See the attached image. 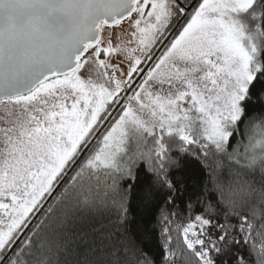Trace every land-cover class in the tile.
<instances>
[{
  "label": "snow or ice",
  "instance_id": "snow-or-ice-1",
  "mask_svg": "<svg viewBox=\"0 0 264 264\" xmlns=\"http://www.w3.org/2000/svg\"><path fill=\"white\" fill-rule=\"evenodd\" d=\"M0 106V264H264V0H0Z\"/></svg>",
  "mask_w": 264,
  "mask_h": 264
},
{
  "label": "trees",
  "instance_id": "trees-1",
  "mask_svg": "<svg viewBox=\"0 0 264 264\" xmlns=\"http://www.w3.org/2000/svg\"><path fill=\"white\" fill-rule=\"evenodd\" d=\"M154 49H153V51H154ZM146 61L147 60H145V62ZM145 62H144V64H145ZM143 65H142V67H143ZM136 75H137V73H135L133 75V79L135 78ZM94 150H95V147L93 148V151ZM72 178L73 177H71V179L68 181V183L65 185V187L61 190V192H64V189L65 188H68L70 190L69 191L70 201L72 199H74L77 195L85 192L88 189L87 188L85 190H81L80 187H78V186L75 189H73V187H72V185H73V179ZM201 179H203L204 183H207V174L205 173L203 175V177H202L201 174H200V172L199 171H196L195 172V175H193L191 177V179L188 180V182H187L188 183V186L189 187H192L193 186V183L199 184V182H200ZM53 207H56V204H53ZM84 217L87 219L88 223L91 226H94V227H100L101 225H105V226H109L110 227L111 226L110 225V221L112 219H114V217L109 216L107 213H105L104 215H92V216H90L88 213H84ZM53 219L55 220L56 217H54ZM38 223H39V221H38ZM29 235H31V233ZM41 235L43 237H48L50 235V232H44V233H41ZM95 235L98 236L99 233H96ZM69 237H70V233H69ZM23 244H24V242L21 244V247L17 249V253L16 254H20L21 252H23V254L20 256V259L23 262V264H35V255L33 253H29L27 251H24ZM240 252L242 254H244L246 257L249 258L250 264H256V256H255V253H252L251 255H249V249H248V247L242 246L241 249H240ZM16 254H14V256Z\"/></svg>",
  "mask_w": 264,
  "mask_h": 264
},
{
  "label": "water",
  "instance_id": "water-1",
  "mask_svg": "<svg viewBox=\"0 0 264 264\" xmlns=\"http://www.w3.org/2000/svg\"><path fill=\"white\" fill-rule=\"evenodd\" d=\"M162 51L161 46L158 44L157 47L154 49V52L157 54V56L159 55V53ZM155 62V58L153 60H147L145 62V64L143 65V67H147L148 65H151ZM144 73H137V75L135 76V78L133 80L135 81H140L143 78ZM128 95H131V91L128 92ZM95 147V145H93V148ZM83 162V160L81 161V163ZM79 166H76V170L78 169ZM75 172H71L68 176L65 177V182H64V186L60 188V192L61 190L65 187V185L68 183V181L71 179V177L73 176ZM59 194V193H58ZM57 194V195H58ZM36 223H38V221H36ZM33 227H35V225H33ZM30 234V233H29ZM24 241L21 240L18 242L19 245H21Z\"/></svg>",
  "mask_w": 264,
  "mask_h": 264
},
{
  "label": "rangeland",
  "instance_id": "rangeland-1",
  "mask_svg": "<svg viewBox=\"0 0 264 264\" xmlns=\"http://www.w3.org/2000/svg\"><path fill=\"white\" fill-rule=\"evenodd\" d=\"M126 24H127V22H125V25ZM109 31L112 33L113 43L115 44L116 43L115 37L120 32V29L114 28V29H110ZM124 66L125 67L127 66V62H125ZM4 113H5L4 106H0V117H2L4 115ZM78 187H80L81 190H85V189H87L89 187V183L88 182H81V184Z\"/></svg>",
  "mask_w": 264,
  "mask_h": 264
},
{
  "label": "flooded vegetation",
  "instance_id": "flooded-vegetation-1",
  "mask_svg": "<svg viewBox=\"0 0 264 264\" xmlns=\"http://www.w3.org/2000/svg\"><path fill=\"white\" fill-rule=\"evenodd\" d=\"M109 30H110V29L106 30V33L109 32ZM82 163H83V162H82ZM78 169H79V167H78ZM78 169H77V170H78ZM77 170H76V171H77ZM74 174H75V173H74ZM74 174H73V176H74ZM73 176H72V177H73Z\"/></svg>",
  "mask_w": 264,
  "mask_h": 264
}]
</instances>
